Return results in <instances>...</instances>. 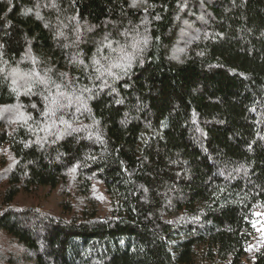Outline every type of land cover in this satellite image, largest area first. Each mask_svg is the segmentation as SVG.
I'll return each mask as SVG.
<instances>
[{
	"label": "trees",
	"instance_id": "obj_1",
	"mask_svg": "<svg viewBox=\"0 0 264 264\" xmlns=\"http://www.w3.org/2000/svg\"><path fill=\"white\" fill-rule=\"evenodd\" d=\"M203 2L0 0V261L264 264V0Z\"/></svg>",
	"mask_w": 264,
	"mask_h": 264
},
{
	"label": "rangeland",
	"instance_id": "obj_2",
	"mask_svg": "<svg viewBox=\"0 0 264 264\" xmlns=\"http://www.w3.org/2000/svg\"><path fill=\"white\" fill-rule=\"evenodd\" d=\"M202 3H204L203 1L204 0H201ZM192 13V12H190ZM189 13V15H190ZM181 29H184L183 26L180 27ZM180 36L182 38H184L185 34L187 35V33H184V30H181L180 31ZM179 48H176V47H172L171 48V56L173 58H177L181 52L179 49H181V45H177ZM22 78V77H21ZM23 79H26V78H23ZM23 79H20V81L22 82H19L20 84H23ZM26 84V83H25ZM1 109V108H0ZM15 110V109H14ZM2 155V152H0V156ZM6 156V154L4 155V157ZM2 158H0L1 160ZM1 164V162H0ZM73 185H72V181L71 179H68V183L66 184V186H59L57 189L55 190H42L40 192H38L36 195H19V197L17 198V202L20 204V205H23V206H29V205H37V206H41L43 208L44 211H47L49 213H53L55 214L56 216H60L59 214L61 213L60 212V204L61 202H64V201H67L65 198H62V192H63V189L65 190V188L67 189L66 191H68V202H70L73 206H74V211L77 209L78 205L80 204V199L78 198V196L76 195L74 189H73ZM63 188V189H62ZM97 195L99 196L98 200L99 201H103L104 198L100 197V193L97 192ZM106 204H104L105 206ZM68 217V216H67ZM257 232H258V236L260 237H263L264 236V217L260 216L258 218V221H257ZM9 240H8V237L5 235V234H2L0 233V242L1 244H3L5 246V252L9 253L11 252V254L13 256H17L19 254V252L17 251L16 247L14 246H8V245H5V243H7ZM15 264H26L25 262L24 263H20L18 260L14 261ZM0 264H5L4 262L0 261Z\"/></svg>",
	"mask_w": 264,
	"mask_h": 264
}]
</instances>
